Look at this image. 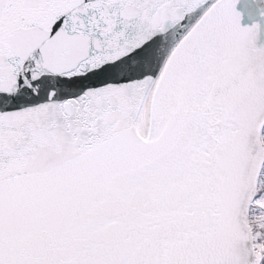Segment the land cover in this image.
<instances>
[{"label": "snow or ice", "instance_id": "6c2138e0", "mask_svg": "<svg viewBox=\"0 0 264 264\" xmlns=\"http://www.w3.org/2000/svg\"><path fill=\"white\" fill-rule=\"evenodd\" d=\"M0 264H264V0H0Z\"/></svg>", "mask_w": 264, "mask_h": 264}]
</instances>
